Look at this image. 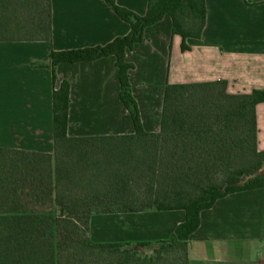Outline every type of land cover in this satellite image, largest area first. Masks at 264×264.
I'll list each match as a JSON object with an SVG mask.
<instances>
[{
	"label": "trees",
	"instance_id": "trees-1",
	"mask_svg": "<svg viewBox=\"0 0 264 264\" xmlns=\"http://www.w3.org/2000/svg\"><path fill=\"white\" fill-rule=\"evenodd\" d=\"M104 1L129 24V33L103 46L51 51L52 79L60 63L114 56L117 97L134 132L68 137L63 82L53 93L52 153L0 146V264H166L180 257L188 264V239L200 212L226 195L264 187L255 118L264 90L232 95L224 81L166 85L159 132H145L140 123L125 52L165 15L185 50L186 38H200L204 0H148L143 16ZM19 32L26 36L17 38ZM50 40V0H0V42ZM216 85V98L205 94ZM239 151L251 154L253 163L239 166ZM97 185L113 190L97 191ZM149 210H180L185 218L167 240L98 243L89 237L92 215Z\"/></svg>",
	"mask_w": 264,
	"mask_h": 264
},
{
	"label": "crops",
	"instance_id": "crops-1",
	"mask_svg": "<svg viewBox=\"0 0 264 264\" xmlns=\"http://www.w3.org/2000/svg\"><path fill=\"white\" fill-rule=\"evenodd\" d=\"M50 1L49 42H0V146L52 153L53 93L63 82L68 84V137L132 134L129 112L117 97L114 56L60 63L54 81L49 62L51 51L103 46L125 36L129 24L104 0ZM114 2L138 16L148 6V0ZM204 6L200 38H186L185 50L165 15L125 52L132 65L131 94L145 132L160 130L166 85L224 81L232 95L264 90V0H204ZM255 118L257 149L264 151V102L256 105ZM184 218L180 210L97 214L90 218L89 237L98 243L167 240ZM187 254L188 264H260L264 187L226 195L202 210Z\"/></svg>",
	"mask_w": 264,
	"mask_h": 264
},
{
	"label": "rangeland",
	"instance_id": "rangeland-1",
	"mask_svg": "<svg viewBox=\"0 0 264 264\" xmlns=\"http://www.w3.org/2000/svg\"><path fill=\"white\" fill-rule=\"evenodd\" d=\"M24 36H26L24 32H19L17 34V38H22ZM14 42H25V41H14ZM199 91H201V90H199ZM219 92H221V86L220 85H216L212 89L206 90L205 91V94H207L211 98H216L217 95L219 94ZM194 100L196 101V99H193L192 98L187 103H189V102L191 103ZM237 156H239V160L237 161V164L239 166H245V165H249V164H252L253 163V158L251 157V154H247V153H243L242 151H239V153L237 154ZM263 168H264V165H263ZM96 189H97V191H104V192L105 191H112L113 190L112 188H102V187H99V185H97V188ZM95 215H97V214H95ZM116 239L117 238H115V237L114 238H107L108 241H113V240L115 241ZM176 256H177V258H179L182 255L181 254H177ZM166 264H182V259L180 257V259L177 260L176 262H173V260H167V263Z\"/></svg>",
	"mask_w": 264,
	"mask_h": 264
},
{
	"label": "built area",
	"instance_id": "built-area-1",
	"mask_svg": "<svg viewBox=\"0 0 264 264\" xmlns=\"http://www.w3.org/2000/svg\"><path fill=\"white\" fill-rule=\"evenodd\" d=\"M260 264H264V260L260 262Z\"/></svg>",
	"mask_w": 264,
	"mask_h": 264
}]
</instances>
